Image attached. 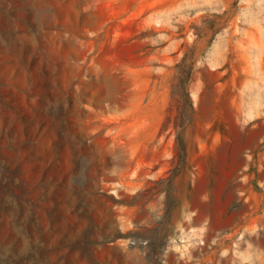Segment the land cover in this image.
<instances>
[{"label": "rangeland", "instance_id": "374dc122", "mask_svg": "<svg viewBox=\"0 0 264 264\" xmlns=\"http://www.w3.org/2000/svg\"><path fill=\"white\" fill-rule=\"evenodd\" d=\"M257 73L264 0H0V264H231L209 125Z\"/></svg>", "mask_w": 264, "mask_h": 264}, {"label": "crops", "instance_id": "0c3cea01", "mask_svg": "<svg viewBox=\"0 0 264 264\" xmlns=\"http://www.w3.org/2000/svg\"><path fill=\"white\" fill-rule=\"evenodd\" d=\"M248 77L249 81H254L250 89L233 88L230 101L235 106L233 119L224 126L220 123L209 125L218 130L214 142L225 148L208 155L207 159L229 163L223 187L216 190L218 188L213 186L209 199H214V192H217V200L222 203V193L226 192V196L232 195L242 203L239 208L250 210L242 223L231 226L228 235H232V244L218 242L222 243L224 256L233 253L231 264H264V74H249ZM222 127L227 130L223 134L219 131ZM221 207L229 205L221 204ZM196 227L201 233L207 228L201 222ZM208 227L211 231L214 229L212 225Z\"/></svg>", "mask_w": 264, "mask_h": 264}]
</instances>
